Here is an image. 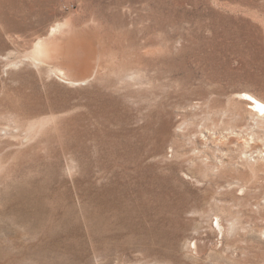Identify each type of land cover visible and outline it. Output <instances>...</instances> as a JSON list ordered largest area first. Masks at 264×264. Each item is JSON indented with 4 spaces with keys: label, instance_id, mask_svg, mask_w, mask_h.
Returning a JSON list of instances; mask_svg holds the SVG:
<instances>
[{
    "label": "rangeland",
    "instance_id": "obj_1",
    "mask_svg": "<svg viewBox=\"0 0 264 264\" xmlns=\"http://www.w3.org/2000/svg\"><path fill=\"white\" fill-rule=\"evenodd\" d=\"M245 92L264 0H0V264H264Z\"/></svg>",
    "mask_w": 264,
    "mask_h": 264
},
{
    "label": "bare ground",
    "instance_id": "obj_2",
    "mask_svg": "<svg viewBox=\"0 0 264 264\" xmlns=\"http://www.w3.org/2000/svg\"><path fill=\"white\" fill-rule=\"evenodd\" d=\"M56 29H58V28H56ZM55 39H58V38L55 37ZM59 40L61 41L62 45H63V43L66 42V40H64V38H60ZM38 46L44 48V47H47V44H46L45 41H42L41 42V40H40V42H38ZM47 48H48V51L46 53L45 58L48 59V60H59V62H58L59 64L55 67V70L54 71L57 72V73L60 72L59 73V74H61L60 78L64 82L71 83V84H75L76 85V84H79V83H86L88 81L89 78H87L85 76L83 77V74H79L78 75L79 77H77L75 79H71V78L68 79L66 76H68V77L75 76V74L77 73L76 70L73 67L74 66L73 65L74 62L72 63V60L69 59L70 57H68V55L65 52H64L65 54L62 53L63 50H62V52H59L57 50H53V49L49 48V46ZM67 59L70 60V61H68ZM239 96L243 100H246L247 102H249V106L251 107V110L256 115H258L260 118L264 119V100L263 99L257 97L256 95H254V94H252L250 92L242 93Z\"/></svg>",
    "mask_w": 264,
    "mask_h": 264
}]
</instances>
